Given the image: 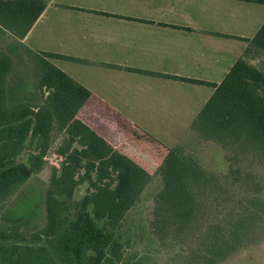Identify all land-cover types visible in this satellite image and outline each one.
Segmentation results:
<instances>
[{"label": "trees", "instance_id": "16d2710c", "mask_svg": "<svg viewBox=\"0 0 264 264\" xmlns=\"http://www.w3.org/2000/svg\"><path fill=\"white\" fill-rule=\"evenodd\" d=\"M50 1L0 0V37L11 39L0 47V209L32 184L44 219L36 230L0 220V264H143L126 257L131 237L122 240L120 227L153 175L78 117L95 96L54 60H89L22 41ZM242 40L220 83L129 68L214 87L158 166L152 232L188 250L184 264L232 261L249 240L236 235L264 225V23ZM209 144L226 151V171L205 164L200 152Z\"/></svg>", "mask_w": 264, "mask_h": 264}, {"label": "crops", "instance_id": "0c3cea01", "mask_svg": "<svg viewBox=\"0 0 264 264\" xmlns=\"http://www.w3.org/2000/svg\"><path fill=\"white\" fill-rule=\"evenodd\" d=\"M263 23L264 3L256 1L51 0L22 41L37 51L89 60V63L83 64L54 60V63L63 62L60 66L55 64L88 87L95 96L84 104L78 114L80 118L83 109L93 104L92 102L114 105L107 103V100L111 97L115 99V95H111L113 90L119 97L122 87L138 90L143 86L145 92L143 91L142 96L139 94L140 100L151 106L150 104L155 103H151L148 96H155L152 94V86L133 80L132 74L167 81H184L145 74L129 68L195 78L183 75V69L186 64L191 67L196 64L199 66L203 61H198L197 54L203 52L206 46L215 50H228L236 54L237 58L246 47L242 38L253 37ZM178 26L197 30L189 31ZM202 31L229 36H205ZM10 40L8 36H1L0 47L7 46ZM201 41L205 47L201 45ZM88 67L97 68L99 74L94 75ZM109 90L112 93L109 94ZM163 102L161 105L166 107L162 108L164 114L160 113L162 118L157 116L160 114L155 109V113H151L152 117L145 120L191 122L204 105L196 106L191 100L173 96Z\"/></svg>", "mask_w": 264, "mask_h": 264}, {"label": "rangeland", "instance_id": "374dc122", "mask_svg": "<svg viewBox=\"0 0 264 264\" xmlns=\"http://www.w3.org/2000/svg\"><path fill=\"white\" fill-rule=\"evenodd\" d=\"M171 13L173 12L171 11ZM195 36L201 39L198 34ZM220 41L222 42V40ZM201 45L205 47L202 41ZM239 46L242 45L239 44ZM206 47L203 48V52L197 54L198 61L203 62L199 66L196 64L195 67L186 64L182 74L195 76L200 80L221 82L234 65L236 54H232L228 50H215ZM55 63L60 66L63 62L56 61ZM88 69L94 72V75L99 74L97 68L88 67ZM131 78L152 86V94L155 96L150 94L148 96L150 102H155L154 104L149 106L140 100L143 91L145 92L143 86L138 90L136 88L137 91L122 87L119 90L121 92L119 97L113 90L111 95H115V99L111 97L107 100V103L114 105L108 106L98 104V101L92 102L93 104L83 109L80 118L107 138L115 147L137 160L153 175L152 181L144 190L141 201L128 212L120 227L122 240L126 241L128 237H131L132 245L125 248L126 257L137 254L138 257H142L143 264H184V257L189 251L183 250L178 244H173V241L163 244L152 232L151 218L155 195L163 185L161 176L158 174V166L167 148L177 142L178 136L184 132L190 122L164 121L163 119L150 121L145 118L152 117L151 113H155V109L159 114H164L162 108L166 106L161 104L171 96L182 100H191L198 106L204 104L214 89L211 86L167 81L141 74H132ZM112 92L109 90L108 93ZM161 114L157 116L162 118ZM200 154L208 167L221 172L227 170L226 151L220 146L209 144L201 149ZM52 161L58 164L59 158L55 156ZM45 175H48V171L43 173V177ZM38 182L35 181V185ZM30 185L16 199L9 201L5 208L0 209V220L23 219L27 228L31 230H36L43 224L44 219L39 206L40 193L30 191L34 188V185ZM260 227L257 230L248 231L249 236L246 238H243L245 235L242 233L236 235L237 240L249 239L247 247L241 254L233 257L232 261L227 259L222 264H264V225ZM188 249L190 250V248ZM133 261L130 259V263ZM121 264H128L127 259Z\"/></svg>", "mask_w": 264, "mask_h": 264}]
</instances>
